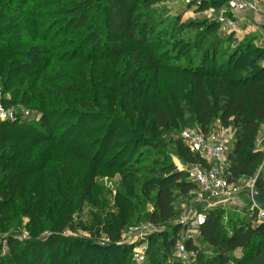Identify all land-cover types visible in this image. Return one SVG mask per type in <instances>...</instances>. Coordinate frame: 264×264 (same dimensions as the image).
Listing matches in <instances>:
<instances>
[{"label": "trees", "instance_id": "trees-1", "mask_svg": "<svg viewBox=\"0 0 264 264\" xmlns=\"http://www.w3.org/2000/svg\"><path fill=\"white\" fill-rule=\"evenodd\" d=\"M160 1L0 0V86L10 92L2 104L15 115L0 122V240L7 244L0 264H109L119 254L115 264H132L129 246L100 247L65 233L76 231L74 217L93 200L102 169L118 171L125 193L119 213L96 217L91 235L120 240L135 217L130 196L139 183L154 194L147 221L172 222L173 193L186 196L195 186L169 161L141 164L144 149H162L165 132L180 127L207 133L214 120L232 127L227 178L255 180L264 195L257 175L264 155L255 148L264 124V49L255 37L230 49L216 23L179 24L159 13ZM223 4L207 0L196 9ZM190 27L200 30L193 39L183 36ZM23 108L36 117H24ZM175 150L184 162L203 164L181 138ZM222 216L213 209L198 227L215 255L187 243L194 264H264V221L231 222L228 234ZM23 229L28 239H19ZM179 229L149 236L146 264H164Z\"/></svg>", "mask_w": 264, "mask_h": 264}, {"label": "rangeland", "instance_id": "rangeland-1", "mask_svg": "<svg viewBox=\"0 0 264 264\" xmlns=\"http://www.w3.org/2000/svg\"><path fill=\"white\" fill-rule=\"evenodd\" d=\"M264 4V0H261ZM195 5H184L180 3L178 0H165L160 1L155 7L159 11V13L165 15L168 17V19H176L179 20V24H185V23H193L200 19H203L200 14L197 12V6ZM253 19V16H251ZM244 33H246L245 30L248 31V27H243ZM199 29L190 27L186 28L183 32V36L185 38L193 39L197 33H199ZM230 37V36H228ZM256 36L253 33H250V31L247 34H243L239 39H233L231 37V41L226 44V47L234 48L238 43L244 41L245 39H254ZM9 91L4 92V88L0 86V97L3 100V98L9 97ZM11 111L12 108H8ZM28 109L23 108L21 111L24 115V112H26ZM17 111V110H16ZM30 114L33 117H36L37 112H30ZM219 125V122L217 120H214L211 124V127H217ZM197 126H187V127H180L177 131L170 130L166 131L165 134L162 136V149L155 151L150 149H144L143 150V158H142V164L141 165H153L156 162H165L169 161L171 162L179 171H183L185 173V170L187 167L190 166L189 163L184 162L183 158H180L176 154L175 150V140L180 139L181 133L185 129H196ZM264 154V153H263ZM264 175V156L262 159V162L260 163V166L257 169V175L259 174ZM256 175V176H257ZM247 183L246 181L239 182V186H241V195L236 199L234 203L227 204L225 206H218L212 209H206V213L213 209H221L223 212L222 216V223L225 226V231L229 234L230 228H231V222L239 221L242 222V224H249L255 225L256 222L252 221L249 215L248 211V201L246 195H244L243 192H246L248 189L244 187V184ZM96 192L94 195V198L91 202H87L84 204L82 210L80 213L75 215V224H76V231L75 232H69L67 231L65 233V236L71 237L73 239L78 240H87L91 243L96 244L100 247H107L110 245L116 246V247H123V246H129L131 247V261L132 264H146L145 260L142 262H137L134 259V253L140 252L144 253L147 249V239L151 235H156L165 232L164 234L170 233L171 227L179 226L180 229L177 233L174 251L177 243H184L187 245V243L190 244L191 247H196L202 254L206 257H212L215 255V249L205 244L201 238L199 237L198 228L194 225H192V219L187 217L188 212L190 209H193L197 212L205 210L204 207L200 204H198L195 201L193 192L188 193V195L183 196L180 195L178 191H175L173 193L172 198V205L173 210L175 213L174 220L168 225H172L169 227L168 225L165 226H159L153 229H150L147 227L149 222L147 221L148 215L154 210V194H145L141 190L142 183H139L136 188V192L134 196H130L133 203H135V217L130 219L127 223L126 227L121 233V238L117 242L113 243L109 238L105 235L104 232H100L98 237H95V235L90 234V230L92 228L93 231H95L94 225L97 223L96 217H101L104 219L106 214H114L117 215L119 213L120 209V199L118 198V195L120 193H125L124 188L121 186V178L116 170H108V169H102L97 177H96ZM253 192L256 193V191L253 189ZM134 219L138 221H134ZM27 222V220H25ZM145 233H147V236H144ZM5 236V235H4ZM3 237V236H2ZM1 237V238H2ZM29 238V233L23 229L21 231V235L19 239L25 240ZM160 239L157 241L156 245H160ZM174 251L171 249L169 256L164 261V264H194L195 261V255L192 256L187 262L182 263L179 261H176L174 257ZM7 254V244L4 240H0V256H5ZM236 256H239V253L236 252ZM108 260L109 264H115V261L120 260V254L117 257L111 256Z\"/></svg>", "mask_w": 264, "mask_h": 264}, {"label": "built area", "instance_id": "built-area-1", "mask_svg": "<svg viewBox=\"0 0 264 264\" xmlns=\"http://www.w3.org/2000/svg\"><path fill=\"white\" fill-rule=\"evenodd\" d=\"M184 5H195L207 0H178ZM200 16L219 26L220 34L239 39L243 36V31L239 26V21L246 15H252L255 25H264V4L261 0H224V4L215 7H208L199 11ZM264 49V42L260 44ZM29 112H24V117H29ZM14 112L5 108L0 97V122L13 121ZM181 140L187 149L196 154L203 164H191L186 168L188 181L195 186L193 192L195 201L202 205L205 210L197 212L190 209L187 217L192 219V225L197 228L205 223L206 209L218 206H225L234 203L241 195V186L238 183L230 182L227 178L229 166L228 156L231 153L235 136L232 127H224L220 123L216 127H210L207 133L199 129H185L181 133ZM255 148L264 153V124L261 125L255 139ZM264 155V154H263ZM179 170V169H178ZM244 184L248 190L253 192L255 180L246 181ZM246 192H243L244 195ZM248 198V197H247ZM248 211L250 217L256 223L264 221V208L258 203L248 198ZM148 228H156L153 224H148ZM148 234L145 233L144 236ZM194 252L189 251L184 243H177L174 251L176 261L185 263ZM134 259L137 262L145 260L144 253L135 252Z\"/></svg>", "mask_w": 264, "mask_h": 264}, {"label": "crops", "instance_id": "crops-1", "mask_svg": "<svg viewBox=\"0 0 264 264\" xmlns=\"http://www.w3.org/2000/svg\"><path fill=\"white\" fill-rule=\"evenodd\" d=\"M252 15H246L242 20L239 21V26L243 31V34H247L249 31L250 33H253L255 38V43L260 46L264 42V25L263 26H257L255 25V22L251 18ZM248 27V31L244 33L243 27Z\"/></svg>", "mask_w": 264, "mask_h": 264}, {"label": "water", "instance_id": "water-1", "mask_svg": "<svg viewBox=\"0 0 264 264\" xmlns=\"http://www.w3.org/2000/svg\"><path fill=\"white\" fill-rule=\"evenodd\" d=\"M245 195L264 208V195L255 192H246Z\"/></svg>", "mask_w": 264, "mask_h": 264}]
</instances>
